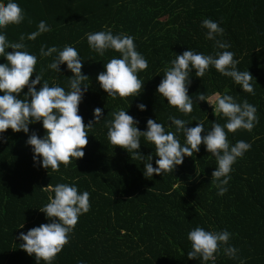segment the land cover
<instances>
[{
	"label": "trees",
	"instance_id": "1",
	"mask_svg": "<svg viewBox=\"0 0 264 264\" xmlns=\"http://www.w3.org/2000/svg\"><path fill=\"white\" fill-rule=\"evenodd\" d=\"M23 13L19 24L6 25L2 31L7 40L16 42L24 34L26 51L36 56L34 72L49 86L56 84L68 90L71 72L61 63L59 72L48 68L55 53L41 56L55 45L73 46L81 60V73L88 85L78 102L82 122L92 118V109L101 108V119L86 129L87 143L83 157L67 166L59 164L56 171L34 166L31 146L25 143L28 134L6 128L0 132V264H37L34 254H26L18 246L17 233L48 222L38 210L52 193L47 185L74 183L77 191L88 192L89 208L80 214L69 234L68 242L56 253L51 264H264V0H15ZM210 18L223 28L216 39L226 42L238 61L239 71L247 70L253 77L252 93L240 89L228 76L221 75L209 65L201 77L190 69L187 95L194 100L191 112H179L167 104L166 98L155 92L163 70L169 61L187 48L194 52L215 55L223 51L204 36L206 29L200 20ZM44 20L50 30L35 39L27 34L36 30ZM111 28L112 33L133 37L135 50L147 60V67L136 73L142 82L135 96L115 98L99 88L96 74L103 63L119 52L106 49L103 56L90 49L84 33ZM5 51H11L6 48ZM4 58L0 56V63ZM34 87H39V82ZM83 87V85H81ZM21 89L20 98L26 92ZM198 93L206 98L220 93L231 95L235 102L246 100L256 107V121L251 131L238 128L226 131L229 144L237 140L251 147L231 165L227 190L217 195L210 173L216 166L215 157L205 151L185 156L171 172L142 174L143 163L106 137L104 121L111 113L125 108L144 130L145 120L160 122L165 131L170 126L169 115L189 121L196 120L210 128L213 120L223 125L225 117L213 115L206 101H196ZM137 103L145 108L138 110ZM128 106V107H127ZM192 120V121H191ZM39 137L44 129L39 121L28 125ZM204 132L202 130L201 135ZM180 143L183 134L175 133ZM139 151L153 153L150 161L155 167L154 146L141 136ZM146 159V156H145ZM20 224L23 227H18ZM199 226L207 231L226 229L228 244L238 249L235 258L226 256L221 245L214 260L201 261L199 256L188 258L191 250L186 233ZM39 264H45L43 260Z\"/></svg>",
	"mask_w": 264,
	"mask_h": 264
},
{
	"label": "clouds",
	"instance_id": "2",
	"mask_svg": "<svg viewBox=\"0 0 264 264\" xmlns=\"http://www.w3.org/2000/svg\"><path fill=\"white\" fill-rule=\"evenodd\" d=\"M23 20V13L15 0H0V56L4 62L0 63V132L10 128L13 132L22 131L26 134L25 143L31 146L32 161L34 166L58 169L59 164L73 161L83 157V146L87 143L86 131L94 121L101 119V108L92 109V118L85 124L78 114V102L82 99L83 92L88 85L81 82L88 76L81 73V58L77 50L65 44L62 48L50 45L46 49L41 45V56H49L55 53L48 68L59 72L62 63L65 69L71 72L68 77L65 91L59 85L49 86L47 81H42L41 75L29 80L34 72L36 56L24 50L22 43L24 34L16 42L6 39L2 29L9 24H19ZM200 26L206 29L204 36L212 40L214 45L223 51L215 55L194 52L187 48L169 61L170 67L163 70V75L156 85L155 92L166 98L167 104L175 106L182 113L192 110L194 100L187 95V83L190 69H194L195 76L204 75L209 65L214 67L221 75L228 76L239 85L240 89L252 93L253 79L247 71H239L236 68L238 61L233 59V53L226 49L229 45L216 39L223 28L210 18L200 20ZM49 26L40 20L36 30L27 34L28 39H35L41 33L49 31ZM84 37L90 49L103 56L106 49L119 52V57L113 56L103 63V70L96 74L99 88L106 92L107 96L115 98L135 96L142 86L136 73L147 67V60L135 50L133 37L123 33L113 34L111 28L100 31L86 32ZM11 48V51H5ZM39 82V87H34ZM83 85V87H81ZM27 88L20 98L21 89ZM196 101H206L213 115L219 114L225 117L223 125L214 120L210 128L195 118L194 126H185L189 121L169 115L170 126L175 133L183 134V143H180L173 131H165V127L152 118L145 120L144 130H138L136 121L131 115L126 114L125 108H120L111 113V119L104 121L106 137L112 145H118L133 156H138L143 163L142 174L151 177L153 173L171 172L182 163L185 156H192L193 152L199 151V145L203 143L205 151L215 157L216 166L210 173L213 186L217 195H222L227 190L229 180L228 173L232 170L231 165L237 157L247 151L251 145L244 140H237L229 144L226 139V131L234 132L238 128L251 131L256 121V107L246 100L235 102L227 93L214 95V99H208L203 93H198ZM128 107V106H127ZM138 110H143L145 105L137 103ZM191 120V121H192ZM39 121L45 130L41 136H37L33 130L29 133L28 125ZM204 132L201 135V132ZM154 146L155 167L152 161L153 153L142 155L139 151L140 137ZM146 156V159H145ZM46 191L52 193L47 202L37 207L48 219L46 223L29 228L26 232L17 233V239L22 241L18 247L26 254H34L37 264L41 260L45 264H51L56 253L69 240L80 214L87 212L89 208L88 192L77 191L74 183H56L47 185ZM18 227H23L20 224ZM229 232L226 229L220 231H207L199 226L191 228L186 233V239L190 242L191 250L187 252L188 258H196L208 261L214 260L213 254L221 245L223 252L230 258H235L238 249L228 244ZM76 264H86L84 260H77ZM244 264V260H240Z\"/></svg>",
	"mask_w": 264,
	"mask_h": 264
},
{
	"label": "rangeland",
	"instance_id": "3",
	"mask_svg": "<svg viewBox=\"0 0 264 264\" xmlns=\"http://www.w3.org/2000/svg\"><path fill=\"white\" fill-rule=\"evenodd\" d=\"M215 95V94H214ZM214 95L210 96L208 99H214Z\"/></svg>",
	"mask_w": 264,
	"mask_h": 264
}]
</instances>
